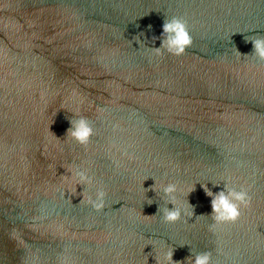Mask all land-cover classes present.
<instances>
[{"label": "water", "instance_id": "water-1", "mask_svg": "<svg viewBox=\"0 0 264 264\" xmlns=\"http://www.w3.org/2000/svg\"><path fill=\"white\" fill-rule=\"evenodd\" d=\"M174 16L192 43L157 55ZM253 35L264 0H0V264H156L170 249L183 264L204 251L212 264H264ZM80 116L87 145L67 135ZM77 168L107 192L102 210ZM226 181L251 204L209 231L202 185L215 194ZM172 200L181 218L166 223Z\"/></svg>", "mask_w": 264, "mask_h": 264}, {"label": "clouds", "instance_id": "clouds-1", "mask_svg": "<svg viewBox=\"0 0 264 264\" xmlns=\"http://www.w3.org/2000/svg\"><path fill=\"white\" fill-rule=\"evenodd\" d=\"M149 27H151L149 25ZM163 31L161 33V45L160 47H153L157 55H163L165 52L172 55H182L186 48L192 43V37L187 30L186 21L179 17H172L166 19L163 24ZM157 37H153L155 40ZM245 41H250L253 45L251 55L256 58L257 61H264V35H253L245 37ZM238 51V50H237ZM239 52V51H238ZM240 53V52H239ZM240 55H242L240 53ZM245 54L244 56H248ZM67 135L73 137L78 143L87 145L90 137L93 135V128L91 127L87 118L80 116L71 128L68 129ZM72 178L77 185H83L84 189L81 193L82 196L87 197V202L97 211L102 210L105 207V197L107 192L101 185H96L93 176L88 174L85 169L77 168L72 171ZM230 182L226 181L223 190L213 194L212 190L207 185H202L207 195L212 197V220L213 224L209 225V231H213L217 224L235 222L241 216V208H247L251 204V197L248 191L239 185L237 187H229ZM95 187V192H86V189ZM155 189V184L151 186ZM178 189L177 183L169 182L164 186V192L171 194ZM190 189L189 192L193 191ZM171 209H166L163 221L166 223L176 222L181 218V210L175 206L174 200ZM151 203V202H149ZM194 213V208H193ZM173 250L166 251L162 259H156V264H183L182 261H174L172 259ZM191 264H212V253L210 251H204L196 253L195 258L188 257Z\"/></svg>", "mask_w": 264, "mask_h": 264}]
</instances>
